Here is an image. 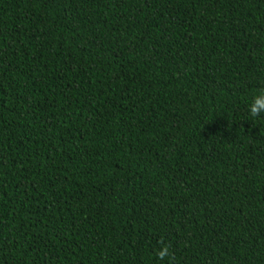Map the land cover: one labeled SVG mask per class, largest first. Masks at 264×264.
<instances>
[{"label": "trees", "instance_id": "16d2710c", "mask_svg": "<svg viewBox=\"0 0 264 264\" xmlns=\"http://www.w3.org/2000/svg\"><path fill=\"white\" fill-rule=\"evenodd\" d=\"M260 90L264 0H0V264H264Z\"/></svg>", "mask_w": 264, "mask_h": 264}, {"label": "clouds", "instance_id": "9594fccd", "mask_svg": "<svg viewBox=\"0 0 264 264\" xmlns=\"http://www.w3.org/2000/svg\"><path fill=\"white\" fill-rule=\"evenodd\" d=\"M264 114V90H260L253 98L252 103L249 105V115L253 118L259 117ZM158 257L163 260L171 258L170 247L164 245L157 253Z\"/></svg>", "mask_w": 264, "mask_h": 264}]
</instances>
